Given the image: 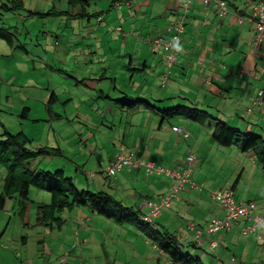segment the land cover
Masks as SVG:
<instances>
[{"label": "crops", "instance_id": "crops-1", "mask_svg": "<svg viewBox=\"0 0 264 264\" xmlns=\"http://www.w3.org/2000/svg\"><path fill=\"white\" fill-rule=\"evenodd\" d=\"M228 2L232 3V14L222 22L219 14L211 6L204 5L201 0H194L190 7V16L185 26V32L180 41L182 52L174 66L173 76L166 84L162 83L167 71L164 51L154 46L152 41L170 37L171 24L182 14L184 0H157V2L155 0H136L134 7L127 6L128 9L133 8V11L128 10L127 19L130 20V29L120 26L108 29L106 23H97L106 32L105 34H108L110 43H112L111 29L115 28L118 33L119 28L122 29L119 33L120 36L113 37L115 46L111 48L118 50L121 47L122 53L117 51L116 55H111L112 63L109 65L106 63L100 74L91 72L90 76L86 79L83 78L81 82L74 79L78 87L84 86L89 90L88 102L80 101L83 105V113L74 115L71 120L68 112H64L62 115L55 112L53 105L60 102L56 92H52L46 105V112L49 115V120L53 122L51 126H57V128L58 124H61L60 121L68 124L67 126H70L74 119L79 120V124L85 121L82 124L84 135L81 134V139L84 142L94 140L97 136L106 139V142L104 141V144L99 148L91 146L90 149H94L92 152L83 149L88 150L87 153L90 155L89 159L84 161L83 168L77 166V172L82 176L77 179L84 184L83 187L87 189L86 191L110 193L124 207L131 209V213L136 215L142 226L146 228V232L137 226L138 223L118 224L105 217V222L101 220L97 224L103 230L110 226L109 233L106 235L108 239H105L104 242L99 241L97 236H91V230H89V225L98 217L93 213L94 217L78 218L79 221L72 226L74 230L67 242L65 240L58 242L57 238L51 239V246L56 244L55 248L57 249L56 258L53 261L46 257L44 261H37L41 263H35L36 261L29 259L27 263L22 262V264H59V259L66 255L68 256L66 257L67 264H79V258L82 261L81 264H87L90 260H87L88 257L85 259L83 252L86 251L87 254V248L98 241L99 247L91 249L93 253L90 255H94L98 258L97 260L102 259L103 262L106 259L105 264H117L118 259L120 260L119 264H159V256L162 254L158 252L159 248L149 237V233L159 231L174 234L180 242L189 245L190 247L188 249L185 247L184 251L190 249L192 258H199L198 264H228V258L230 264L234 261H237L236 264H264V242L256 235L247 237L242 234L241 230L245 223H248L243 218L240 221L237 220L239 225L231 231L223 230L216 234L203 232L202 242L199 246H197L195 238L197 229H193L205 230L214 219L226 217L227 212L222 204L213 198V193L226 189L234 191L237 203L256 202L257 208L254 213L264 220V197L257 198L259 201H256V198L253 200V196H256L257 192L256 195H251L247 187L241 191L243 178L241 170H243L244 160L249 158L253 163L256 155L253 152H244L240 146L225 147L214 139L215 128L219 122L227 124L243 135L264 138V113L257 105L253 104L256 95L264 93V47L261 46L262 50L260 48L257 55L256 49L254 51L255 27L250 23L239 26L235 18L236 13L249 16L252 14L255 4L264 3V0H228ZM115 3L117 1L113 2V8ZM123 9L124 7L121 10ZM97 33V35L100 34L98 27ZM89 37H95V35ZM105 47V43L96 40L95 48L97 52L102 53L103 58L105 57L103 56ZM124 49L126 58H123L122 55ZM92 54L94 53L91 51L89 55ZM148 68L153 71V74L147 73ZM117 69L123 71L124 74L119 76ZM155 73L157 78L154 79ZM107 81L108 85H105L104 88V83ZM112 93L113 98H108V95ZM125 95H129L127 97L129 100L143 99V101L138 104L132 102L133 100L128 102L123 100V102L121 100ZM65 99L63 104L68 106L71 98ZM179 106L200 111L217 109L221 112L217 117L224 120H216L214 116H210L204 122L193 121L184 116L163 119L162 110L174 109ZM87 108L90 110L91 118L94 117V119L87 117ZM29 110L31 112V109ZM108 118L111 119V122H108ZM23 120L33 121L32 118L30 119V113L29 117ZM106 123L110 127L106 126ZM207 123L211 127V133L204 129ZM61 127L63 128V126ZM173 127L184 129L190 137H179L173 131ZM53 131L55 135L58 134L57 130ZM21 132L28 136L27 132L31 131L21 130L18 133ZM118 132L119 134L116 136ZM195 133H200L202 138L204 136L203 141L199 139L201 143H197L196 152H193L189 146H184L182 148L184 156H176L181 142L183 140L190 141ZM207 141L208 144L204 146ZM105 147L106 154L102 152ZM235 147L239 149L235 151ZM120 149H124L126 154L135 157V159H146L156 162L158 165L170 164L171 159L170 168L175 167V170L179 169V171L184 170L186 158L189 155H195L190 176L193 185L191 183L183 185L180 193L171 199L169 205L164 207L158 215L152 216L155 205H162L163 199L170 197L172 180L161 176H148L143 170L131 166L112 175L109 172V166L112 165L114 157ZM60 150L62 151V149ZM95 150H99L106 157L100 158L99 153ZM215 152L219 158L216 156V161L212 162L211 154H215ZM234 153L243 158L242 164L237 166V170L233 172H228L227 169L218 171L217 167L222 164L217 161ZM199 154L204 164L203 168L200 167L201 160L198 164ZM45 157L61 156L57 154ZM225 165L228 164L224 163ZM97 168L101 170L95 171ZM218 172L225 175L220 179ZM246 194L250 196V200H242L241 195ZM30 203L31 211L28 218L26 213L29 204L23 214L19 212V208L14 210L16 205L10 213L7 207L5 211L0 212V220L5 221L9 215L12 223V217L17 214L18 218L23 221L25 229L28 230L30 228L28 220L32 221L34 216V224L40 228L36 222V211L39 206L48 204L47 202ZM10 204L11 202L8 206ZM85 209L90 211L88 208ZM185 216L189 219H184ZM179 217L183 221H180ZM176 223L179 224V228L173 230ZM15 224L13 222V225ZM96 228L98 227L94 226V229ZM1 230L2 228L0 229V249L11 250L13 242L5 239L8 229ZM170 230L182 231L181 236L179 237L178 234L172 233ZM49 231H52L49 235L52 236L56 229ZM57 231L63 232L62 230ZM102 236L101 233V238H103ZM26 238L23 237L22 240L24 245L27 242ZM109 258L110 263H107ZM6 261H3V264L14 263L12 259H6Z\"/></svg>", "mask_w": 264, "mask_h": 264}, {"label": "rangeland", "instance_id": "rangeland-1", "mask_svg": "<svg viewBox=\"0 0 264 264\" xmlns=\"http://www.w3.org/2000/svg\"><path fill=\"white\" fill-rule=\"evenodd\" d=\"M12 1L14 0H0V5L5 3L12 7ZM18 1L20 0H17L15 4H18ZM114 1L124 2L126 0H89V7L86 6V11L91 14L103 12L104 19L102 20H98L95 17L91 18L90 20H88L87 17L79 19L73 18V16L79 12L80 7H73L69 4V0H22L23 4L25 5V10L17 11L16 14H11L2 9L1 13L4 16H1L0 13V28H9V31L12 34L11 38L14 40L12 43L13 45H11L0 39V136L4 134L5 130L13 134H18V132L21 130H30L31 132L27 133L28 138L31 140V143L28 144L31 150L37 152L39 149L44 147L62 149V157H39L35 161L31 162V164L27 167L36 174H39L41 171L55 173L56 171L62 170L68 177L74 179V182L77 184V188L82 192L86 191L87 189H85V187H83L84 184L79 182V179H77V177L82 178L80 173L77 172V166L83 168L82 166L84 165V161L89 159L90 155L87 153V151L89 150L92 152V150H94L92 148L101 147L100 145L104 144L103 142H106V139H102L101 137L97 136L94 140L84 142V140L81 139V134L84 135V127L82 124H84L85 121H82V124H79V120L77 119H74L70 126H67L68 124H65V122L62 121H60L61 124H58V128L57 126H51L53 122L49 120V115L46 112V105L51 98L52 92H56L60 98V102L53 105L55 112H58L61 115L64 114V112H68L70 114L69 118L71 120L73 119L74 115L83 113V105L81 102H88L89 90L84 86L78 87L74 79L81 82L83 78H88L91 72H97V75L100 74L101 70L106 66V63L108 65L112 63L111 55H116L117 51L122 53L121 47H119L118 50L111 49L115 46L113 37L115 38L116 36H120L119 33L121 32L118 33L115 28H112V43H110L108 34H105L106 32L103 30V28H100V25L98 24L106 23L108 29L113 26H120L124 29H130V20L127 19V17L129 16L128 10L131 9V11H133V8L128 9L127 6L134 7L136 5V1L134 5L124 4L121 8H113ZM155 1L157 2V0ZM223 2L225 3L227 12L225 14L223 12L220 14L218 13L220 21L222 22L232 14V3L228 2V0H224ZM193 3L194 0L192 1V4ZM123 7L124 9L121 10ZM30 11L52 15L48 17L30 16ZM62 12H70L71 15L69 17L66 13ZM237 25L239 24L237 23ZM97 27L100 31L99 35H97ZM15 34H17L16 38ZM91 35H95V37H89ZM96 40H100L101 42L105 43L106 47L105 52L103 53V56H105L104 58L102 57V53L100 51L97 52L95 48ZM254 40L255 43L257 40L256 30ZM262 45L264 47V40ZM255 49L256 44L254 46V51ZM162 50L164 51V61L167 66V75L166 78H163L162 83H167L168 79L173 76V68L177 64L178 60L176 59L174 64L169 67L166 62L169 53L164 49ZM91 51L94 54L89 55V53L91 54ZM124 52L125 49L122 54L123 56ZM123 58H126V56ZM110 71L113 70L110 69ZM116 71H119V76L124 74L123 71L118 69ZM147 73L153 74V71L148 68ZM155 78H157L156 73L154 74V79ZM105 85H108V81L104 83V88ZM65 98H71L68 106L63 104L66 100ZM80 106L81 108H79ZM25 108L31 109L30 119L32 118L33 121L29 122L21 118V114ZM201 112L211 114L209 116H214L216 120H224L223 118L217 117V115L221 114V112L217 109H214V111L209 110ZM234 112L235 111L233 109V113ZM86 115L89 118L92 116L90 114L89 108L86 109ZM91 119H94V117ZM107 120L108 122H111L110 118ZM35 121L37 122L34 123ZM22 125H25V127H22ZM61 126H63V128ZM106 126L110 127L108 123H106ZM210 128L211 127L208 126V123L204 127L206 131L211 133ZM53 130H57L58 134L55 135ZM118 134L119 132L116 136H118ZM199 139H202L203 141L204 136L202 138L200 133H195L190 141L183 140L179 146V149L176 151V156L182 155V152L184 153L182 150L184 146H189L193 152H196L197 143H201ZM2 141L3 138H0V142ZM207 144L208 141L204 144V146ZM91 146L92 148L90 149ZM236 146L243 148V143ZM237 147L234 148L235 151L239 149ZM84 148L88 150H83ZM96 151L99 153L100 158L104 159L106 157V147L104 150L102 149V152L105 154L100 153L99 150H95V152ZM211 155V161L215 162L217 153L215 152V154ZM217 157L219 158V155ZM92 158L95 157L92 156ZM255 158L253 163L250 162L249 158L245 159L243 163V170H241L243 173L241 191H243L244 187H247L251 195H256L257 192V195L253 196V200L264 197V169L259 164L256 156ZM198 159V164L201 160L200 167L203 168L204 164L200 154ZM179 160H181L180 157ZM242 161L243 158L237 153L227 155L225 159H220L217 161L222 164H219L220 167H217L218 171H221L222 169H227L228 172H233L234 170L236 171L237 166L242 164ZM169 162L171 164L172 160L170 159ZM224 163L228 165L224 166ZM170 164H165V168H170ZM171 168L175 169V167ZM98 169L101 170L100 168H97L95 171H98ZM218 175L221 179L225 174L218 172ZM6 176L7 171L0 164V193L3 192L4 179ZM241 196L242 200H250V196L247 194ZM30 198L31 202H47L48 205H50L53 201L52 193L39 189H32ZM256 201L259 200L257 199ZM15 204L17 207L14 208ZM30 204L26 213L27 218L29 217V212L31 211ZM19 207L20 203L13 201L8 206L7 210H9L10 213L12 208L15 210ZM120 213L123 215V217L127 215V211H121ZM61 215L62 219L66 220V223L63 224V232L56 230L55 233H52V236H49L52 232L49 231V228L45 229L35 226L34 216L32 217V221H30V219L28 220L30 224V228L28 230L25 229L22 223L23 221L18 218L19 216L17 214L15 217H12L13 222L16 223L15 225H13V222H10L9 215L5 221L0 220V229L2 228L1 231L8 229L7 233L5 234V239H9L10 242H13L11 250L5 251L0 249V264H3V261L7 262L6 259L14 260L13 264H22V262L27 263V260L29 259L36 261L35 263H41L37 261H44L46 257L53 261L56 258L55 252L57 249L55 248L56 244H54V248L51 246V239L57 238L58 242L63 240L67 242L71 238V232L74 230L72 226L76 225V222L79 221L78 218H86L87 216L94 217V214L91 213V210L89 211L83 207L75 208L72 211L66 210ZM97 216L98 217L94 220V222L89 225V230H91L90 234L91 236H97L98 240L100 239L99 241L104 242L105 239H108V236L106 237V235L109 233L110 226H107V229L105 228L104 230L100 228L97 223L101 220L105 222L106 219L104 216ZM179 219L180 221H183L180 217ZM184 219L187 220L189 218L185 216ZM241 219L242 218H239L238 221ZM129 220L131 221L132 217ZM238 221L235 223V228H237V225H239ZM247 225L248 223H245L244 227ZM94 226H97L98 228L94 229ZM177 228H179L178 223L174 224L172 229L177 230ZM150 231L152 232L151 229ZM171 232L178 234L179 237L182 233L180 230V233L177 231ZM101 233L103 234V238H101ZM23 237H27V242L25 245L22 243ZM99 241L98 243L94 242L89 248H87V254L86 251L83 252L85 259L88 257L89 259L87 260H90V262L87 264H105L106 259L103 262L102 259L97 260L98 258H96L94 255H90L93 253L91 249L99 247ZM158 252L162 254V256H159V264H169L167 256H165L163 252H160V250ZM227 262L230 264L229 258L227 259ZM78 263H82L80 258ZM107 263H110V258L107 259ZM119 263L120 260L118 259L117 264ZM236 263L237 261H234L231 264Z\"/></svg>", "mask_w": 264, "mask_h": 264}, {"label": "trees", "instance_id": "trees-1", "mask_svg": "<svg viewBox=\"0 0 264 264\" xmlns=\"http://www.w3.org/2000/svg\"><path fill=\"white\" fill-rule=\"evenodd\" d=\"M15 2H17V0L12 1L13 4L12 7H10L5 3L0 5V13L2 9L11 14H16L17 11L25 10V5L23 4L22 0L18 1V4H15ZM184 3L182 4V9H183L182 14L179 15V17L173 22V24H171L172 25L170 29L171 35L168 39H165L167 41H170L175 36L179 35L173 29L175 24L183 23L184 27L186 26V23L190 16V10L188 11L185 9ZM69 4L75 8L80 7L79 12H77V14L73 16V18L79 19V18L87 17L88 20H90L91 18L95 17L98 20L104 19L103 12L91 14L86 11V6L89 7V0H69ZM29 13L30 16H39V17H48L52 15V14L46 15L40 12H33V11H30ZM62 13H66L69 17L71 15L70 12H62ZM236 14H240V13H236ZM1 16L4 15L1 13ZM121 31L122 29L119 28V32ZM11 37L12 34L10 33L9 28L6 27L0 28V39L13 45L12 43L14 40ZM16 37L17 34H15V38ZM179 38L181 41L182 36ZM180 43L181 42L178 43L179 47H180ZM181 52L178 54L177 60ZM166 75H167V71H166ZM166 75L164 78H166ZM112 95L113 93L111 95H108V98H113ZM114 96H116L115 93ZM128 96L129 95H125L121 101L124 100L125 102H128L133 100L132 102H134L135 104H138L143 101V99L129 100L127 99ZM29 113L30 110L28 108H25L23 110V113L21 114V118L27 119V117H29ZM161 114L164 117L163 119L174 118L175 116H184L189 119H192L193 121H199V122H204L206 119L210 117L209 116L210 114L208 113H203L197 109L182 108L181 106L174 109L162 110ZM0 138H3V141L0 142V164L7 171V176L4 179L3 192L0 193V211H5L10 201L11 202L15 201L16 203L17 202L20 203L19 212L23 214V212H25L27 204L31 202L30 199L31 190L32 189L46 190L47 192L52 193L53 201L50 205L39 206L38 210L36 211V222L39 227L45 229L49 228L50 230H55V229L62 230L63 224L66 223V220L62 219L61 214L66 210L72 211L75 208L83 207V208H89L91 212L94 213L95 215L104 216L108 219L115 221L118 224H125L130 222L132 224L138 223L137 226L141 230L146 232V228L142 226V223L139 222V219L136 217V215H133V213H131L132 210L129 209L128 207L127 208L124 207V205L120 201L115 199L112 195L106 192L94 193L89 191H83V192L79 191L76 184L74 183V180L68 177L66 173L62 170L56 171L55 173L41 171L39 174H36L27 167L31 164V162L35 161L39 157L56 156L57 154H59L62 157L63 153L60 149L41 148L37 152H35L29 148L28 144L31 143V140L23 132L18 134H12L7 130H5L4 134L1 135ZM214 139L225 147H232L243 143V151L253 152L256 155L259 164L264 169V138L263 137L243 135L239 131L229 127L227 124L223 122H219L217 123L215 128ZM120 154L126 157H131L128 154H126L124 149H120V151L115 155L114 161L112 165L109 166V169L115 165L118 159V155ZM132 160L133 162H141V163L144 162L145 165L137 169L143 170L148 176L150 175L161 176L171 179L172 186L170 191L173 190L174 186L176 185L175 179L165 175L164 173L162 174H159L158 172L151 173L146 165L154 164L156 165V167L163 168L164 171L170 170L172 172H177L179 170H175L167 167L165 168L164 165H158L156 162H151L146 159L138 160L135 159V157H132ZM129 166L130 165H125L124 168ZM121 211H127V215L123 217V215L120 213ZM131 217L134 218H132V220L130 221L129 219ZM149 237L151 241L157 245L160 252H163V254L167 256L168 260H170L173 264L199 263L198 257L197 258L194 257L195 259L192 258L190 249L185 251L182 250L184 243L180 242V240L177 238L176 235L168 233L166 231L165 233L159 231L152 234L149 233ZM189 247H190L189 245L186 246L187 249ZM194 247L197 246L195 245ZM66 257L68 256L66 255L65 257H61L59 259L60 262L59 264H62V262H64V264H67Z\"/></svg>", "mask_w": 264, "mask_h": 264}, {"label": "built area", "instance_id": "built-area-1", "mask_svg": "<svg viewBox=\"0 0 264 264\" xmlns=\"http://www.w3.org/2000/svg\"><path fill=\"white\" fill-rule=\"evenodd\" d=\"M193 0H184V5L186 10H190ZM207 6L213 7V9L217 13L223 12L224 14L227 12V8L225 6L224 0H201ZM226 2V1H225ZM236 22L239 25H243L246 22L252 23L255 26V30L257 33V40L256 44V52L258 55V50L263 43L264 40V5L259 3L254 6L253 14L246 18L244 15L237 14L235 16ZM174 30L179 34L175 36L172 40L166 41L163 39H157L154 41V44L159 48L164 49L168 53V57L166 62L169 67H171L174 62L176 61L178 54L181 52V48L178 46L180 42V36L184 31V24L178 23L174 25ZM254 101V106H258L263 113H264V93H260L257 95ZM173 131L176 132L179 137L189 138L190 135L184 129L179 127H173ZM195 160V155H189L186 158V165L184 170L172 172L170 170L164 171L163 168L156 167L154 164L146 165L148 170L151 173L158 172L159 174L164 173L165 175L172 177L176 181V185L174 186L173 190L171 191V195L168 198L163 199L162 205H155L152 216L158 215L164 207H167L172 198L177 196L182 186L191 183L190 176L192 173L193 165L192 163ZM125 165H130L133 168H140L145 165V163L141 162H133L132 157H126L124 155H118L117 162L113 167L109 169V172L114 175L118 170L124 168ZM192 184V183H191ZM193 185V184H192ZM213 198L220 202L223 208L226 210L227 214L224 219H214L205 230L197 229L196 231V242L198 245L202 242V234L203 232L208 234H216L223 230H233L235 228V223L239 218H244L248 221V225L244 227L241 232L244 236L250 237L251 235H256L258 239L264 242V220L260 217L255 215L254 211L257 208L256 202L251 203H237L235 200V193L231 189H226L220 192L213 193ZM149 220V219H148ZM196 229V228H193ZM64 264V262H62Z\"/></svg>", "mask_w": 264, "mask_h": 264}, {"label": "clouds", "instance_id": "clouds-1", "mask_svg": "<svg viewBox=\"0 0 264 264\" xmlns=\"http://www.w3.org/2000/svg\"><path fill=\"white\" fill-rule=\"evenodd\" d=\"M135 1L136 0H126V1H124V2H117V3H115L114 4V8H121L124 4H131V5H134V3H135ZM260 3H262L263 5H264V3L263 2H260ZM257 4H259V3H257ZM257 4H255V5H257ZM191 7H192V5H191ZM213 8V7H212ZM253 10H254V7H253ZM241 14V13H240ZM252 14H253V11H252ZM252 14H250L249 16H245L246 18H248V17H250ZM237 15V14H236ZM241 15H243V14H241ZM246 23H249V22H246ZM245 23V24H246ZM250 24H252V23H250ZM253 25V24H252ZM254 26V25H253ZM255 27V26H254ZM170 29H171V27H170ZM174 29V28H173ZM184 31H185V27H184ZM184 31H183V33L181 34V36L184 34ZM180 36V37H181ZM158 39H163V38H158ZM155 40H157V39H153V41H152V44L154 45V46H156L155 44H154V41ZM163 40H165V39H163ZM167 41V40H166ZM156 47H158V46H156ZM159 48V47H158ZM160 49H162V48H160ZM196 229H198V228H196ZM235 229V228H234ZM200 230H204V229H200ZM225 231H227V230H225ZM231 231V230H230ZM221 232V231H220ZM205 233V232H204ZM187 246V244H185L184 243V246L182 247V250L184 251V248ZM197 246H199L198 244H197ZM169 264H173L170 260H169Z\"/></svg>", "mask_w": 264, "mask_h": 264}]
</instances>
